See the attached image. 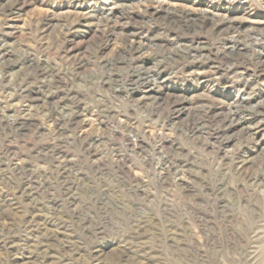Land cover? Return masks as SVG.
I'll return each mask as SVG.
<instances>
[{
  "label": "rangeland",
  "instance_id": "obj_1",
  "mask_svg": "<svg viewBox=\"0 0 264 264\" xmlns=\"http://www.w3.org/2000/svg\"><path fill=\"white\" fill-rule=\"evenodd\" d=\"M0 264H264V0H0Z\"/></svg>",
  "mask_w": 264,
  "mask_h": 264
}]
</instances>
